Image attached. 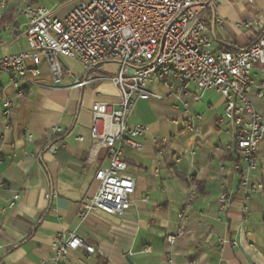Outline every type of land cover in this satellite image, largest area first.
I'll return each mask as SVG.
<instances>
[{
  "label": "crops",
  "instance_id": "1",
  "mask_svg": "<svg viewBox=\"0 0 264 264\" xmlns=\"http://www.w3.org/2000/svg\"><path fill=\"white\" fill-rule=\"evenodd\" d=\"M56 3L0 0V56L28 48L27 20L20 12L25 4L44 5L62 17L76 0ZM249 18L264 29V0H215L206 15L212 49L246 46L258 32L241 31L236 24ZM59 62L58 81L44 62L38 76L28 74L16 83L0 71V264H44L57 232H74L95 248L88 257L83 249L71 253V264H264V139L245 191L241 172L233 168L245 165L234 146L226 148L235 129L230 122H218L224 108L221 95L203 103L187 96L188 111L200 115L196 146L182 126V101L166 97L164 86L150 85L164 97L137 99L129 115V123L146 127L137 138L140 149L124 147L126 173L135 180L130 206L121 214L92 211L79 221V203L94 195V173L107 164L105 147L89 135L90 108L94 102H119L117 88L100 78L117 66L108 62L86 71L74 58L59 57ZM256 75L257 81L264 80V65ZM4 99L12 104L7 117L2 115ZM252 101L264 116V95L252 94ZM56 126L60 131L53 130ZM153 138L165 141L153 143ZM58 140L63 146L49 150ZM192 149L194 154L186 153ZM192 183L197 195L189 200ZM222 192L231 202L220 211ZM16 193L19 199L8 207ZM180 225L185 234L168 245L165 236Z\"/></svg>",
  "mask_w": 264,
  "mask_h": 264
},
{
  "label": "built area",
  "instance_id": "2",
  "mask_svg": "<svg viewBox=\"0 0 264 264\" xmlns=\"http://www.w3.org/2000/svg\"><path fill=\"white\" fill-rule=\"evenodd\" d=\"M25 1V0H23ZM215 0H76L75 6L62 17H56L44 5L25 4L20 12L26 17L25 36L28 48L0 56V71L11 82L30 74H40L44 62L54 81L62 75L59 57L78 60L86 71L101 69L115 63L117 68L101 79L108 80L119 92V102L110 105L94 102L90 108L89 135L106 150L107 164L96 170L98 187L93 196L80 201L76 215L79 221L92 211L121 214L126 210L135 191L134 178L126 173L124 147L140 149L137 138L146 132L140 123H129V115L137 99L164 96L150 89L157 83L167 89L166 97L181 100L184 114L182 126L193 136L196 146L201 131L198 113L189 112L187 96L194 102L205 92L216 91L224 98L223 114L218 122H230L232 133L226 148L235 147L240 161L233 165L241 172L240 184L248 191L250 171L257 162V150L264 139V116L254 108L252 94L264 95V80H256V71L264 65V29L252 18L236 24L239 30H255L258 38L248 47L234 50L212 49L206 15ZM31 65H27V61ZM193 87L190 93L189 88ZM2 115L11 111V101L4 99ZM54 131H60L58 126ZM32 140V136H27ZM81 137H78L80 139ZM153 143L165 138L152 139ZM62 140L50 144L56 152ZM188 154H194L192 149ZM185 153V154H186ZM184 155V154H183ZM154 168V174H157ZM197 195V187H189L188 199ZM19 199L16 193L8 203L12 207ZM220 211L231 202L222 192L217 199ZM185 207L178 212L183 218ZM1 233V226H0ZM185 234L180 225L165 236L173 245ZM51 252L44 264H71L68 256L78 249L88 257L95 251L74 232H57L51 238ZM149 247L145 246L144 251Z\"/></svg>",
  "mask_w": 264,
  "mask_h": 264
},
{
  "label": "rangeland",
  "instance_id": "3",
  "mask_svg": "<svg viewBox=\"0 0 264 264\" xmlns=\"http://www.w3.org/2000/svg\"><path fill=\"white\" fill-rule=\"evenodd\" d=\"M45 1L48 3V5H52V4H56L57 5V3H56L57 0H45ZM59 6H62V4H60ZM220 95H221L220 93H217V92L215 93V91L205 92L201 102L203 103V102H205L207 100H214L215 98L218 99L220 97ZM222 114H223V112H222Z\"/></svg>",
  "mask_w": 264,
  "mask_h": 264
},
{
  "label": "trees",
  "instance_id": "4",
  "mask_svg": "<svg viewBox=\"0 0 264 264\" xmlns=\"http://www.w3.org/2000/svg\"><path fill=\"white\" fill-rule=\"evenodd\" d=\"M258 36H259V33L255 34L253 39L246 46H244L243 48L248 47L251 43H253L258 38Z\"/></svg>",
  "mask_w": 264,
  "mask_h": 264
},
{
  "label": "water",
  "instance_id": "5",
  "mask_svg": "<svg viewBox=\"0 0 264 264\" xmlns=\"http://www.w3.org/2000/svg\"><path fill=\"white\" fill-rule=\"evenodd\" d=\"M124 258L127 260V262L131 263V259L128 253L124 254Z\"/></svg>",
  "mask_w": 264,
  "mask_h": 264
}]
</instances>
